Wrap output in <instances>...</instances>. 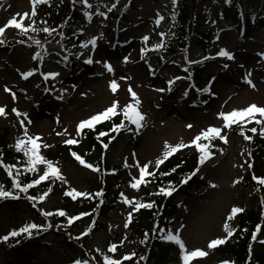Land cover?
<instances>
[{
    "label": "rangeland",
    "instance_id": "rangeland-1",
    "mask_svg": "<svg viewBox=\"0 0 264 264\" xmlns=\"http://www.w3.org/2000/svg\"><path fill=\"white\" fill-rule=\"evenodd\" d=\"M129 1L116 0L111 3L109 0H89L92 7L88 8L81 0H70L71 5L82 10L89 20L84 41L96 38V46L83 48L74 62L69 58L66 61L62 39L58 32L53 33V37L45 44V59L37 67L36 61L39 60L33 57L36 52L41 51L40 48L27 46L23 39L27 35L20 29L7 25V21L15 17L27 26L36 18L31 12L33 8L36 12L37 3L33 5L32 0H0V27H5V32L0 35V41H3L0 43V107H5L8 113L0 116V130L8 127L9 139L14 144L22 136L23 127L19 121L24 119L29 134L41 137L38 143L41 144L40 151L45 158L50 148L68 146L64 141L75 138L78 141L76 146L87 156L86 162L97 166L100 164L99 159L94 157L93 151L88 150L85 130L77 132L78 124L105 110L115 100L121 106L131 102L132 98L127 91L129 85L138 94L141 101L139 108L145 115L142 128L133 135L128 132L118 135L103 152L104 159L123 169L124 174L116 181V186L123 184L125 192L123 202L117 198L116 209L110 213L108 219L103 220L105 226L94 228L90 215L80 216L77 222L68 224V216H76V212H82L79 207L84 202L80 200L89 197L91 193L95 194L94 191L99 186H95V171L80 164L69 152L63 150L57 162L66 183L61 182L58 192L51 193L44 201H33L28 196L38 197L43 193V188L35 185L27 194L21 195L18 207L0 202V264H64L70 262L66 254L83 256V245L97 251L99 249L100 255H110L115 259L122 258L123 254L133 255L135 252L139 257L138 264H142L154 226H151V230L142 239L133 232L132 225L137 218L134 205L146 200L150 203L152 198L147 195L142 185L139 189L131 187L133 177L139 178V169L133 165L137 161L141 166L150 161L154 163L163 155L165 142L173 146L177 143L189 144L209 126L221 127V134L227 136L228 143L225 144L219 138L212 140L213 155L197 173L199 180L204 181L203 186L193 191L191 196H185L178 190L172 193L171 198L177 202L178 212L171 218L167 233L179 232L189 250L199 248L208 252L206 257L194 258L190 264H240L231 253H220V249L217 250L219 245L213 249H209L207 245L217 238L229 243L237 242L239 218L243 211H262L264 185L250 187L245 184L249 170V142L240 131L243 128L244 133L249 132L263 140L264 136L259 132L261 125L250 118L226 129L218 113L243 109L253 103L264 106V55H261L264 53V28L250 29V21L256 17L264 2L240 0L242 5L234 16H229L226 12L227 0H198V12L203 14V30L212 32L216 38L208 52L193 37L176 55H172L166 50L173 40L171 36L176 33L170 0H132L135 8L126 13L127 20L124 22L118 23L116 17L108 14L110 11L121 14ZM240 10L247 26L238 22ZM89 12L92 14L90 19L87 15ZM24 13L29 15L25 17ZM161 16L164 19L157 24L156 21ZM30 32L31 30L28 33ZM145 36L149 37L147 42L143 40ZM12 41L20 42L7 48ZM157 44H162L163 47L157 49ZM143 49L147 51H142ZM221 49L232 52L235 58L229 60L218 56ZM89 56L94 61L92 64L85 63ZM126 56L127 63L124 62ZM207 57L215 62L204 72L202 82L206 86L203 88L194 77L191 64ZM106 63L112 64L114 72L107 71ZM32 69L37 71L33 76L24 79L21 73ZM50 71L60 75L45 80L41 72ZM176 77L180 79H175ZM113 79L120 84L116 93L110 89V81ZM249 79L252 84L248 83ZM169 80H174L171 91L167 90ZM6 88L11 91H6ZM12 92L16 93L15 99ZM13 108L27 113V117H18L12 111ZM256 115L259 118V114ZM114 117L122 118V115ZM28 119L32 121L31 124L27 123ZM189 124L192 125L191 128L188 127ZM252 127H256L258 131L252 133ZM45 144L48 147H44ZM194 150L195 146L190 145L174 154L186 155ZM163 164L158 169L150 164L149 171H155L157 175ZM37 166L40 171L35 178L46 170L45 165ZM8 176L7 171L0 165V185L4 188L5 182L10 180ZM145 179L154 181L156 176H146ZM71 189L90 195L73 199L65 194ZM13 192L17 194V190ZM156 195L158 192L153 194ZM125 197L132 203H126ZM33 203L36 206L31 208ZM40 203L41 206H38ZM66 207L70 211L60 227L56 225L55 218L53 225L52 217L42 214L47 211L55 215V209ZM233 207L242 208L243 211L236 213L228 221L234 229L232 235L228 236L223 225ZM130 213L133 219L128 222ZM262 213L261 220L264 224V211ZM29 223H51L52 227L35 229L36 232L32 230V236L21 233L18 239L17 236L10 235L12 231H18ZM263 224L258 226L255 239L250 241L254 251L264 245L260 243L264 241ZM73 226L76 228L78 242L65 249L64 255L59 242L66 234L64 229H71ZM89 228L90 232L87 231ZM5 236L9 237L6 241L3 239ZM111 244L118 245V251L109 252ZM140 246L142 249L139 253ZM176 252L173 250V256L166 264H183L180 248ZM89 257L91 256L85 258Z\"/></svg>",
    "mask_w": 264,
    "mask_h": 264
},
{
    "label": "trees",
    "instance_id": "trees-1",
    "mask_svg": "<svg viewBox=\"0 0 264 264\" xmlns=\"http://www.w3.org/2000/svg\"><path fill=\"white\" fill-rule=\"evenodd\" d=\"M174 1V0H173ZM234 1V0H233ZM174 8V19L176 27L178 29V39L181 42L187 39L189 36H197L198 41L204 44L205 42H211L212 36L201 31V18L196 15L197 3L196 0H175L173 2ZM82 23V16L79 11L72 9L69 0H50L43 4L42 8L39 10V16L36 22V28L42 29L44 27L49 28H65L68 31L67 39H65V46L69 52L74 53L79 44L82 41L81 30L76 26L77 23ZM47 33L43 31H38L35 35L30 34L25 38L26 41L33 43L34 39L43 40L45 39ZM31 37V39H30ZM33 38V40H32ZM114 123H119V121H113L105 123L96 127L94 130L88 131V149H94L95 157L101 159L103 155L102 143H109V138L112 136H117L119 132H111L110 129ZM132 129V127H130ZM107 132V136L97 138L99 132ZM247 135L252 136L249 132ZM249 141V154H250V165L251 172L247 174L246 184L250 187H256L259 183L253 179V173L258 175L260 178H264V140L260 138H255ZM68 148H74L76 151L81 150L74 146H69L67 148L51 149L48 151V159L56 162L58 155ZM200 153L196 151L195 153L187 156H174L170 159L165 166L160 170L158 174L157 183L146 184L145 189L148 193L162 187H179L183 192L188 194L190 190L195 189L201 185V181L195 176H192L187 183L181 186V181L185 178L188 172L192 173L196 168L200 166L199 163ZM0 158L11 164H16L21 170V175L18 177L21 183H28L34 179L35 173L25 171V164L27 158L24 157L23 153L18 152L15 149V145L8 138V130L4 129V132H0ZM102 166L100 171L97 172L95 186H100L98 190L103 192L102 196H97L92 194L93 197H88L84 199L81 204V208L90 212L89 218L94 222V227L99 225H104L99 221L102 217L107 216V214L112 210L115 204V199L119 195V191L115 188L116 181L122 175L121 168H115L110 164L109 161L102 158ZM176 168L175 172L172 169ZM104 171V172H103ZM161 173H169V175H161ZM16 175V170L14 171ZM61 180L49 179L44 182V192L51 188L50 193H56L61 184ZM170 183H172L170 185ZM10 201V202H9ZM13 207H18L20 205L19 200H8ZM175 209L174 202L167 199L166 195H160L154 202L151 208H143L138 220L132 225L135 232L139 234L146 235L145 231L148 225H154L155 235L149 243L147 250L146 259L142 261V264H162L168 258V254L172 246L167 243L165 239L161 237L164 234L161 231L163 226H167V217L170 216ZM66 212L69 208L64 209ZM56 220V225L59 227L64 221V217L59 215L53 216ZM261 212L250 211L245 212L240 217L239 226V241L236 243H226L223 247H220V253L231 252L236 257L237 261L242 264H264V248L263 245L259 247L258 250L254 251L250 248V241L253 240L255 236L256 229L259 224L262 223ZM264 226V225H263ZM76 229L71 231L74 233ZM87 243V242H86ZM61 247L65 248L68 245L73 246V241L69 238H65L60 241ZM83 254L85 256H91V262L96 264H104L103 257L99 256L96 251L89 249L86 245H83ZM138 255L133 256L131 259L124 262V264H138ZM94 263V264H95Z\"/></svg>",
    "mask_w": 264,
    "mask_h": 264
},
{
    "label": "snow or ice",
    "instance_id": "snow-or-ice-1",
    "mask_svg": "<svg viewBox=\"0 0 264 264\" xmlns=\"http://www.w3.org/2000/svg\"><path fill=\"white\" fill-rule=\"evenodd\" d=\"M45 2V0H32V4L35 5L36 3H42ZM81 2L86 5L88 8H91L92 5L89 3V0H81ZM175 2V0H174ZM114 6V5H113ZM29 14L28 13H24V16L27 17ZM31 15L33 17H35L36 12H35V8H33V11L31 12ZM89 19L91 18V12L87 13ZM101 15H104L103 13H101ZM164 18L161 16L157 19L156 23L159 24L160 21H162ZM7 25L8 26H14L16 29H20L21 31L24 32L25 35L28 34L29 30H31L32 32H38V31H43L44 33H47L48 35H52V33H54L56 31V29L53 28H49V27H44L42 29H37L35 27V20L33 19L27 26L23 23V21H18L15 17H13L12 19L7 21ZM5 32V27H0V35H2ZM60 35L63 37V33L61 32ZM161 35H164L163 33H161ZM31 39V37H30ZM143 40L145 42H147L149 40L148 36L143 37ZM3 41H0V43H2ZM96 38H92L89 39L88 41H86L85 43H83L81 45L82 48L87 49L89 47V45L95 47L96 46ZM33 43L39 47L41 49V51L36 52L33 59H37L40 62H43L45 59V53H47V48L45 47V43H43L41 40L39 39H34ZM163 45L162 44H157L156 48H162ZM142 51H147V49H143ZM77 55H80V53H77ZM218 56L220 57H226L229 60L234 59V54L230 51H228L227 49H221L218 53ZM261 55H264V53H261ZM66 61L68 60V57L65 56L64 58ZM94 61L91 58V56H89L86 60L85 63L87 64H92ZM124 62L127 63L128 62V57H124ZM191 62V61H190ZM105 67L107 69L108 72H114L113 66L111 63H106ZM224 67H228V65H224ZM36 69H32L26 72L21 73V75L23 76L24 79H28L29 77L33 76V74L36 72ZM41 75L44 77L45 80L49 79V78H56L58 77L60 74L58 72H41ZM250 75V73H249ZM121 79H128L127 77H121ZM175 79H180V77H176ZM174 83V80H169L168 81V91H171V85ZM249 84H252V81L249 79L248 80ZM255 85H253L254 87ZM120 87V84L117 82L116 79H113L110 81V89L113 93H116L118 88ZM6 91H11V89L6 88ZM127 91L130 93V96L132 98L131 102H128L126 104H124L123 106L120 105V102L118 100H115L111 103V105L109 107H107L105 110L101 111L98 114H95L93 116H91L88 119H85L83 121H81L78 126H77V132H83V130L85 129H89V130H94L95 126L99 123H102L103 121L106 120H111L112 117L117 116V115H122V119L120 120L119 123H114L110 129L111 132H119L121 129H124L126 127L125 121L128 122V124L131 125H135L136 129L139 130L140 128H142L143 125V121L145 120V115L144 113L140 110L139 105L141 103L138 94L132 89L131 85L128 86ZM158 91H165V89H158ZM203 91H209V89H203ZM186 94V93H185ZM12 96L15 99L16 98V93L12 92ZM58 98H62V97H58ZM12 111L19 117V116H25L27 117V113H21L19 110L13 108ZM8 113L5 111V107H0V116H6ZM259 114V118H257V115ZM218 116L222 118L223 120V124H224V128L226 129H230L232 128L233 125H239L242 121H245L246 118H250L251 120H255V122L259 125H261L259 132L261 136H264V106H257L255 103L251 104L250 106H247L243 109H239V110H232L229 112H219ZM19 123L21 124V126L23 127V133L22 136L19 137L16 140L15 143V149L18 152L23 153L24 157L27 158L26 160V164H25V171L27 172H32V173H37L38 171H40L37 168V165H45L46 166V170L42 171V174H40L38 176V178L32 179L30 182L28 183H21V180L18 178L21 175V170L20 168L17 167V165L13 164V165H7L3 163L2 158H0V165L3 166V168L7 171L9 176H12V186L17 189L20 193H25L27 194L29 189L33 188V186L35 185H39L41 184L42 181H47L49 179H58L61 181H64L66 183V180L64 178V176L61 174V170L60 168L57 166V164L50 160V159H46L42 154H41V144L38 143V141L41 140L40 136H33L29 134V130L27 125L25 124V120L21 119L19 121ZM28 124H31L32 121L30 119H28L27 121ZM189 128L192 127L191 124L188 125ZM67 130H65L66 133ZM250 131L252 133H256L258 131V129L256 127H252L250 129ZM222 128L218 127V126H209L206 130H202L199 134H197L195 136L194 139H192L190 141L189 144H185V143H177L176 145H171L168 144L167 142H165V146H164V151H163V155L156 159L155 162H147L144 165H140L139 161H137L133 167H137L139 169V178L137 179L136 177H133V182L131 183V187L134 189H139L140 185L142 183H149V181L145 180L146 176H151V177H155L156 176V172L155 171H149V165L152 164V166L156 169H158L160 167L161 164L164 163L165 160H167L170 156H172L174 153H176L178 150L183 149L185 147H189L190 145H194L195 148L198 150V152L200 153L199 155V163L200 164H204L205 161L210 158L213 153L209 150L210 147H212V140L215 138H219V140L223 141L225 144L228 143V139L226 135H222ZM60 133H58L59 135ZM240 134L243 136V138L245 140L251 141L253 139L252 136L247 135L244 133L243 128H241ZM108 133L107 132H99L97 135V138L99 137H103V136H107ZM110 139H115V136H112ZM202 141H207V143L202 142ZM66 144L68 145H75L78 143V141L75 138H69L66 139L64 141ZM44 147H48V145H44ZM103 147L105 149L108 148V144L105 143L103 144ZM220 151L222 152L223 149H220ZM72 156L82 165H85L86 167L93 169L94 171H100V168L98 166H94L91 163H87L80 155H78L76 152H72L71 153ZM126 167L128 166L127 164L125 165ZM251 166V165H249ZM241 167H243V165H241ZM13 169L16 170V175H13ZM176 168L172 169V172H175ZM199 171V168H197L195 171H193L189 176H186L181 183H187L188 180L191 178V176L196 175V172ZM161 175H169V173H161ZM254 180H257V182L260 185H264V178H259L256 176H253ZM215 186V185H213ZM161 193H163L166 196H170L172 195V193L175 191V187L174 186H169V187H163L160 189ZM49 192H51V188H49L47 191L43 192L40 196H28V199L36 201V200H40V201H44L45 198L48 196ZM67 196L72 197L73 199H75L76 197H85V196H89L90 194L87 192H80L77 191L76 189H71L69 191H67L65 193ZM97 196H102L103 192H97L96 193ZM123 196V194H121ZM8 197H12V198H19L18 195L12 191H8L5 190V188L0 185V198H8ZM125 202L131 204L132 201L127 199L125 197ZM153 205L152 203H136L134 205V207L139 210L141 208H151ZM243 209L239 208V207H233L231 209V213L227 218V221L224 223L223 227L224 230L227 232L228 236H231L234 229L232 227H230L228 221L232 220V218L235 216L236 213H240L242 212ZM45 217L51 216L53 215V213L51 212H43L42 213ZM58 215L61 217L67 216L66 211L64 210H58ZM83 215H87V213H81L80 216ZM80 216H68L67 222L70 225L73 221L78 220L80 218ZM131 221V213L129 214V220L128 222ZM127 226V224H126ZM52 225L51 223L47 224V225H38L36 223H29L27 225H25L24 227H22L21 229H19L18 231H12L10 233L11 236L15 237V236H19L21 233H27L28 236H32L33 235V229H45V228H51ZM88 232L91 231V228H89L87 230ZM84 234H87L84 233ZM8 236L3 237V239L6 241L8 240ZM162 239L174 242L175 244H177L181 250L182 253V261L183 264H190V262L197 257H206L208 255L207 251L201 250L199 248L193 249V250H189L186 247V243L185 240L181 238V235L179 234V232H176L175 234H173L172 231H168L167 235H164L161 237ZM253 239H255V236H253ZM225 243L224 239H212L207 247L209 249H213L215 248L217 245H221ZM117 250V245L116 244H112L109 252H116ZM99 251V249H98ZM134 255V254H133ZM125 260L130 259L129 256H125L124 257ZM103 260H104V264H121V260L120 259H113L110 255H104L103 256ZM74 264H88V261H81L79 259L74 261ZM225 264H227V262H225Z\"/></svg>",
    "mask_w": 264,
    "mask_h": 264
}]
</instances>
